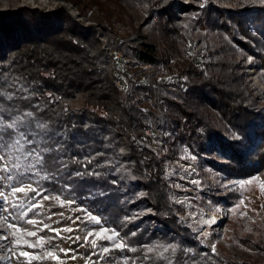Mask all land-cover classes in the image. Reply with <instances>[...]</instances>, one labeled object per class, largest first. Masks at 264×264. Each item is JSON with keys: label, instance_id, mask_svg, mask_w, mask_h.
Masks as SVG:
<instances>
[{"label": "trees", "instance_id": "obj_1", "mask_svg": "<svg viewBox=\"0 0 264 264\" xmlns=\"http://www.w3.org/2000/svg\"><path fill=\"white\" fill-rule=\"evenodd\" d=\"M116 1L133 9L137 3L147 5L151 34L141 36L129 53L136 64L163 74L152 80L125 75L127 89L120 86L121 72L106 69L109 56L93 25L84 26L64 12L26 11L28 15H17V20L0 14V89L8 90V78L27 88L4 98L5 120L15 114L26 119L25 127L41 137L36 147L50 150L42 152L48 176L101 206L129 247L141 251L144 238L156 239L175 247L172 264H225L202 255L200 238L182 219L183 207L169 196L171 182L161 163L177 160L199 166L206 161L221 172L245 176L264 165V106L244 83L240 63L246 54L256 58L264 83V0H215L218 9L211 0H188L186 6L174 0ZM204 40L208 54L189 59V49ZM78 96L81 110L74 111L66 101ZM140 112H148L155 122L159 117L163 157L144 146L148 136ZM87 116L110 126L121 139L130 188L141 186V199L129 196L133 191L118 179L109 152L92 147H100L103 139L99 128L86 125ZM220 198L224 204L230 199ZM140 205L151 213L136 214L130 221L131 208ZM239 243L225 252L232 264H264V239L246 236ZM138 261L162 264L157 254Z\"/></svg>", "mask_w": 264, "mask_h": 264}, {"label": "rangeland", "instance_id": "obj_2", "mask_svg": "<svg viewBox=\"0 0 264 264\" xmlns=\"http://www.w3.org/2000/svg\"><path fill=\"white\" fill-rule=\"evenodd\" d=\"M174 2L188 4V0ZM209 4L218 9L215 0ZM147 8L145 3H137L133 9L116 0H78V5L72 0H0V14L8 20H17L20 14L28 15L26 11H37L39 15L64 12L84 26L93 25L101 49L109 56L106 69L115 68L121 72L120 86L128 83L125 75L137 74L140 80L145 76L152 80L153 76L163 74L149 65L136 64L129 53L130 46L137 44L141 36L151 34ZM17 29L22 31L20 27ZM249 29L253 30L251 25ZM155 39L162 47L158 33ZM204 54H208L206 40L189 49L187 57L197 61ZM240 63L244 65V83L257 102L264 106V83L257 68L258 60L246 54L245 58H240ZM6 85L8 90L0 89V117L5 123L16 120L17 128L13 131L0 127V264H142L139 258H148L152 254L160 255L162 264H172L176 249L171 243L144 238L141 251L129 247L122 231L101 213V206L93 204L89 196L75 195L69 188L57 185L44 171L43 162L36 163L35 152L32 156L27 155L33 149L40 151L36 145L40 144L41 137L32 128L25 127L26 119L19 114L5 120L8 114L5 99L19 91L26 92L27 88L10 78ZM126 86L128 89L130 85ZM82 102L81 96L66 101L74 111L81 110ZM138 116L140 120H150L144 125L145 129L150 125L155 130L150 138L153 146L158 145L155 141L159 137L162 139L158 149H153L147 141L144 146L163 157L164 134L159 117L155 122L148 112H140ZM86 125L99 128L97 133L103 144L92 147L109 152L115 170L120 173L118 179L130 188L132 176L124 159L125 146L115 130L95 122L90 116H87ZM102 125L105 127L101 130ZM21 132L32 144L21 139L23 148L20 145L13 147ZM40 154L42 156V152ZM161 169L171 182L170 198L183 207L182 219L200 238L202 255L207 254V260L215 256L225 264H232L225 253L229 245L240 244L239 240L246 236L264 239V165L251 176L229 175L206 161L197 166L186 161L164 160ZM18 188L24 191H14ZM130 191L133 194L129 196L134 200L145 195L141 186L131 187ZM220 197L230 199L224 204ZM150 213L149 207L140 205L131 208L128 218L131 221L136 214L146 216ZM215 218H219L217 224L213 223Z\"/></svg>", "mask_w": 264, "mask_h": 264}, {"label": "snow or ice", "instance_id": "obj_3", "mask_svg": "<svg viewBox=\"0 0 264 264\" xmlns=\"http://www.w3.org/2000/svg\"><path fill=\"white\" fill-rule=\"evenodd\" d=\"M27 115H31V113H27ZM17 119H22V118H17ZM0 127H6L7 129H11V130H15L17 128V121L16 120H13L11 123H5V121L3 120L2 117H0ZM37 127L38 128H44L46 127L45 125L43 124H37ZM21 139L25 140V142L27 144H32V141L30 139H28L27 137H25L24 133L21 132L20 133V139H16L15 140V143L13 145V147L15 145H20L21 148H23V145L21 144ZM50 151L49 149H40V151H36L35 149H33L31 152H28L27 155L28 156H32L33 155V152H35V159H36V163H42L43 162V157L41 156V152H48ZM14 191L16 192H23L24 189L23 188H18V189H14ZM47 198V197H45ZM29 222H32V221H29ZM24 255H27L26 253Z\"/></svg>", "mask_w": 264, "mask_h": 264}, {"label": "built area", "instance_id": "obj_4", "mask_svg": "<svg viewBox=\"0 0 264 264\" xmlns=\"http://www.w3.org/2000/svg\"><path fill=\"white\" fill-rule=\"evenodd\" d=\"M145 65H147V64H145ZM117 84L119 85V83L117 82ZM148 120V122H146V120L144 121L146 124H149V122H150V120L149 119H147ZM152 124V123H151ZM147 130H145V134L148 136V142H149V144L152 146V148L153 149H158L159 148V146L162 144V139H159L158 138V140H156L155 142H159L158 143V145H152L153 144V142H151V135H154L155 134V130H153L152 128H151V126L149 125L148 126V128H146Z\"/></svg>", "mask_w": 264, "mask_h": 264}, {"label": "bare ground", "instance_id": "obj_5", "mask_svg": "<svg viewBox=\"0 0 264 264\" xmlns=\"http://www.w3.org/2000/svg\"><path fill=\"white\" fill-rule=\"evenodd\" d=\"M219 222V218H215V219H213V223L214 224H217Z\"/></svg>", "mask_w": 264, "mask_h": 264}]
</instances>
